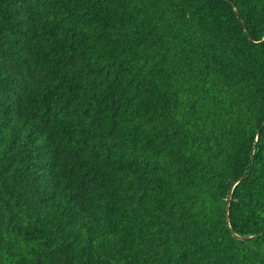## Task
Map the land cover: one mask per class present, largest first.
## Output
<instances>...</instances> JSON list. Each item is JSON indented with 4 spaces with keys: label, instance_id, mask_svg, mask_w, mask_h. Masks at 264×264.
<instances>
[{
    "label": "trees",
    "instance_id": "obj_1",
    "mask_svg": "<svg viewBox=\"0 0 264 264\" xmlns=\"http://www.w3.org/2000/svg\"><path fill=\"white\" fill-rule=\"evenodd\" d=\"M0 264H264V0H0Z\"/></svg>",
    "mask_w": 264,
    "mask_h": 264
},
{
    "label": "water",
    "instance_id": "obj_2",
    "mask_svg": "<svg viewBox=\"0 0 264 264\" xmlns=\"http://www.w3.org/2000/svg\"><path fill=\"white\" fill-rule=\"evenodd\" d=\"M247 29V28H246ZM232 199V193L230 194V197H229V204H228V207H227V218L228 220H230V215H229V210H230V201Z\"/></svg>",
    "mask_w": 264,
    "mask_h": 264
}]
</instances>
